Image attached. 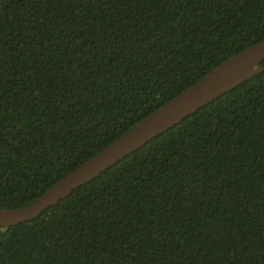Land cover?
Here are the masks:
<instances>
[{"label":"trees","instance_id":"1","mask_svg":"<svg viewBox=\"0 0 264 264\" xmlns=\"http://www.w3.org/2000/svg\"><path fill=\"white\" fill-rule=\"evenodd\" d=\"M262 39L264 0H0V207ZM0 264H264V71L0 227Z\"/></svg>","mask_w":264,"mask_h":264},{"label":"water","instance_id":"2","mask_svg":"<svg viewBox=\"0 0 264 264\" xmlns=\"http://www.w3.org/2000/svg\"><path fill=\"white\" fill-rule=\"evenodd\" d=\"M264 39L225 59L186 90L89 157L31 203L0 207V227L36 220L83 184L173 128L200 108L264 71Z\"/></svg>","mask_w":264,"mask_h":264}]
</instances>
